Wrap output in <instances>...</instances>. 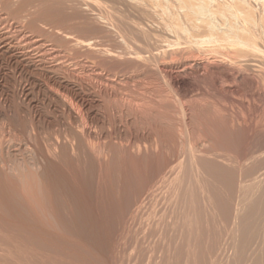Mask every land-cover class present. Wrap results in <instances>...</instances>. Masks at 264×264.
Here are the masks:
<instances>
[{
  "label": "bare ground",
  "instance_id": "bare-ground-1",
  "mask_svg": "<svg viewBox=\"0 0 264 264\" xmlns=\"http://www.w3.org/2000/svg\"><path fill=\"white\" fill-rule=\"evenodd\" d=\"M76 32L88 33L87 36L91 33L92 34L96 33V35L99 36L98 37L99 40H97L98 39L97 37H96L97 39H94L95 37L93 35L92 36L89 35L88 37L87 36L85 37V35H83V37H82V35L78 36ZM80 33H79V35H80ZM89 37H91V38H89ZM33 53L38 54L39 58L34 59V60L37 61L39 59L43 68L48 67L46 65H47V62L50 61V60L49 61L47 60L49 58L51 59V61L54 64H57L60 66L62 65L63 67L67 65V69L69 68V70H68L69 73L67 72L68 75L61 76V77H58L55 75L53 76V75H51V71L54 72V70H49V68H51V67L47 68L48 70H46L45 68L43 69L42 67H38V65H36L34 63L35 61H33V59H30L31 54H33ZM1 55H7L8 57L6 56V59L8 58L12 62H14L13 64L16 65V67H14V68L19 69L21 72L28 71L27 73L29 74V72H35V70L40 68L39 70L42 73L41 76H43V78H44V81H42V83H43V86L46 87V89H45L46 90V96L48 99H51V101L49 100L50 103L51 102L54 103L53 111H56V113L61 116V118H60L61 120L58 119L59 122L54 119L55 121H57V123L50 118H48V119L44 118L43 121L39 117H38L39 120H38V118L37 119L34 118L37 121L41 120L42 125H40L41 122L38 124L33 119L32 124H30L31 127L29 126L31 128V130L29 132V131H27V128H25L26 130L24 129L25 126H23V125H22V128H20L21 127L20 125H19L20 127L19 126L15 127L14 123L12 122L13 119L9 115V116H7V119L9 120V127H10V129H12V132L13 131L15 132V133L13 132V134H15V137H16V138L13 137L14 135L11 134V135H13V136H11L12 139H14V138H15L14 140H16V139H22L23 140L24 139V140H26V142L28 141V143H27L28 145L33 144V146L31 145V147L34 148L33 150H34V152H36L35 154L40 159V161H42V164L44 165L43 168L45 169V170L43 169L45 171L44 177H41L42 175L40 177L43 179L45 178V179L52 180V181H48L49 184L51 182L50 188H52V190L56 189L59 196L60 195L62 196V197H58L57 196L58 194H57V192H55L56 191L55 190L54 193H56L57 195L56 194H54V195H56L57 197H52L51 191L49 188L50 194L48 193L49 191H47L48 195H47V193H45L47 195V196L45 195L46 198L47 197L49 198V199L45 198V200H47L46 202L49 203L51 197L57 198V200L59 198H63L64 193L67 194V192H68L69 196H70L69 204H68V200L64 201V199L63 200L61 199V201L62 202L64 201V205L68 204L66 206L67 208H68V206L71 207L73 203L75 205H77V206H75L73 204L72 208L73 207L74 208L79 207L80 210L83 212V215L85 214L83 220H85V217H88V218H86L87 220H85V221L89 220L91 224L93 223L94 226L90 227L91 228L90 235L92 233L91 236L94 237V240L93 241L91 240L92 242H94V243L91 242V244L93 246V248L91 247V249H94V251H95L96 248H94V245H97L96 247L100 246L99 248H101L102 253L103 252L104 253L102 254L100 252V250L98 249L99 252L96 250L97 252H95V254H94V253H92L93 250L91 251V249L90 248L87 249V247L85 248V249H87L86 251L81 250V249H84L83 247L85 244L83 246H80L81 249L79 247H77L76 245L78 244V246H79L80 244L78 243L79 241L76 240L75 236H77L78 235L77 233H79V232H76L78 230L75 231L74 228H73L74 231L71 230L72 229L71 226H68L69 229L67 228V226L65 227V225H66L65 222L67 220L63 221V223L65 225L63 226L64 229L62 231L65 233L64 230L68 229V232L70 230L71 232L74 233L75 236L73 235V233L71 234V232L68 233L66 231L69 236L71 234V235H73L72 238L73 237L75 238V240L77 242V244L74 242V244H76L75 247H73L74 244L72 242L71 243L73 244V246L71 245V243L68 244V241H69L68 237H65V238H68L67 239L68 241H66L65 238L63 240L61 234L60 235H61L62 240L59 238L60 235L58 236V233H59L60 229L57 232V235H55V238L57 237L59 239L56 238V240H54V236L52 235L54 233V231H52L49 228V231L51 230L53 232L51 234V232L48 233L46 231L47 234H49V237H50L49 240L46 239L48 235L44 232L45 231L44 230L41 233H44L45 234L44 236H46V238L44 239L43 236L37 237V239H36L37 241H35L34 238H36V237H33V236H37L38 232H39V234H41L39 230L37 231L38 228L36 229L37 235H36V233H35V235L34 234L31 235V233H32L31 229H34V227L31 224L30 225L32 227H31V229L29 228V226H30L29 223H31V222H27V223L22 222V220H24V219L28 220L29 217L25 218L26 217L25 214L29 211H26V213L24 211L23 213H25V214L22 213L24 216V219L19 220V217L22 218L23 216H21L22 214L20 215L21 212H19L20 210H19V208H17L19 210L18 211L19 214L17 213L18 216H15L16 220H15V222L13 221L14 223L7 220V218L4 219L5 216L7 217V215H6L7 213L12 216L11 220L15 219V217L13 218V214H12V213L17 212V211H15L16 210L15 206H17V205L14 204V201H15L14 199H16L18 197L17 199L19 200L21 198L18 194L20 192H17V197H16L15 191H13L15 189L12 188L13 189L12 190L11 187H9L8 183H6V182H8L6 180H8V178L11 179V176L6 177V175H7L6 171L5 170H4L5 172L3 171V169L1 168V164H0V209H2V211L7 212V213H4L5 214L4 218H2L3 214L0 212V214H1L0 215V217H1L0 218V226L2 228L5 227L7 229L9 227L15 228V225H18L17 228H18V230H19V228L21 229L20 232L23 230L24 232L29 234V236L33 237V238L29 237L27 234H25L26 235V237L24 235L25 239H28L27 237H29L30 239H32V240L34 239L33 241H35V242H32V240H31V242L28 241V244H26V242L25 243L22 242V244H19V245L13 244V246H11V249L7 248L9 250V252H7V253L4 251L6 248H4L2 246L4 248V250L3 249L0 250V264H84V263H80L79 261H76V259L81 260V257L83 256V255H79L81 257L77 256L78 254H76V253H79L77 251V248L80 249L81 253L85 252L87 255H88L87 251H89V252L91 251L89 253V257H90V255L94 254L95 255L94 258H97L100 256V255L97 256L98 253H100L104 256V257L100 256V258L103 257L102 259H104V261H105V258H107V255H109V258H107V260L110 259V256L112 257V254L110 255V248H112L111 245L113 246V243L110 242L111 244H109V241H111L110 240V234H111V236H113L112 235L113 230L111 231V229L113 227L112 226H111L112 228L106 227L107 224H108V226L111 224L110 222L107 223L110 220L108 217L106 218V220L107 219H109V220H107V221L105 220V223H107L105 227H103V228L99 227L98 224H96V223H98V222L100 223V217L102 215H103L102 218H104V216H105V214L100 211V208L101 209L103 207L107 208V205L108 204L110 205V202H109L111 199L109 196L110 193L108 194L109 189L108 190L105 189L103 182H97L99 184L97 187H95L96 192L93 191L92 189L94 187L92 188V185L90 187L91 182L88 181L90 179V176L92 177V179L93 178L99 179L98 181H100V178L102 179L104 176L103 171H102L104 168H103L102 162H99V160H97L98 167H97V163H95V165H94L93 162L95 161V158H93V156H92V158L94 160L91 159V160H93V162L91 163L90 160H89V162L91 165L90 170L93 171V173H92V175L88 176V173H87L88 166L85 168L83 166V164L81 163L80 158L74 159L71 156V151H72V153H73V151H75L77 154H75V153H73V154L79 155L80 151H84V149L87 148L86 146H88L89 149L92 148V150H93V145H92V147H89V146H91L90 143H96L97 142V141L94 142V140L96 138L93 137V134H94L92 131L93 128L91 129L90 127H88L91 125L88 123V121H90V119H91V114L94 113L93 109H94L95 105H97L101 99H99V96L97 95V93L92 92V90L89 92H86V90H84L85 86L82 83V81L85 82L86 78L88 77L87 75L89 74V78L96 79L105 88V91H104L105 97L107 99H109L110 102H112V103L114 102L115 106H116V104L121 106V108H120V106H118L120 109L116 106L118 108L117 110H121L122 107L125 108V106H123V105L126 104V107H127L126 111H129V113L131 112V114L133 112L134 113L137 112L136 114H138V113L140 114L141 111H144L143 108L144 107L146 108V105L149 104V106H151L152 103H150V102H152L153 100L155 101V98L153 99L151 97L152 92L150 93L148 91V89H149L148 83H153V81H151V80H154L153 76L156 75L155 74L156 72H158V71L162 72V73L161 72H158V73L163 74L162 76H164V78H162V77L161 78L166 79L167 83H165V84L167 87L171 88V90H172L173 86H175V85L177 86L180 84L179 75L176 74L172 70L173 67H171L172 64H171L170 58H172L173 55L174 56L175 55L193 56V60H192V58H191V60L193 61V66H194V68H196V70L197 69H199V70L205 69L206 63L209 61L215 62L221 69H223L225 71L224 77H226V80H227V78L230 79L231 81H232V79H235V80L242 79L243 80V81L241 80L242 82L247 80L248 83L254 84V83L262 82L264 84V0H0V57H1ZM196 57H199L200 59H203V60L200 61L198 59H194ZM2 58H5V56ZM204 60H206V61H204ZM181 61H183V60H181ZM40 62H38V63H40ZM187 64H189V63L187 62ZM191 64H192V62H191ZM185 65H184V67H185ZM209 65H210V63H209ZM217 65L215 66L216 68H218ZM207 67H208V63H207ZM62 68H61V70H62ZM56 69L60 70V67L56 66L55 72H56ZM31 70H34V71H31ZM64 70L66 71V68ZM64 70H62V74L64 73ZM196 70H195V72H196ZM223 70H220V71H223ZM84 71H88L89 73L87 72L88 73L87 74ZM184 71H186V69ZM83 73L87 74L86 77H85V74H83ZM182 73H183V71H182ZM30 74H32V73H30ZM30 74H29V76H31ZM34 75H36V74H34ZM34 75H32V76H34ZM57 75H58V73H57ZM89 78L87 79L88 81H89ZM235 80H233V81H235ZM241 81L239 80L237 83H240ZM15 82H16V80H15ZM234 83H236V82H234ZM156 84L157 83H155L154 85H156ZM40 85H42V84H40ZM142 85L143 86L145 85L144 89H146V90H144V91L140 90ZM240 85H242V83ZM99 86H101V85H99ZM102 88H100V89H102ZM235 88H239V87H235ZM235 90H237V89H235ZM235 90H233V91H235ZM241 91H243V90H241ZM97 92H98V94H99V92L102 93V91H98V90H97ZM158 92H159V90H158ZM222 92H224V91H222ZM22 93H24V95H26V96H28V94H29L28 91L25 89L22 91ZM226 93H227V90H226ZM165 94H166V92H165ZM225 95L226 94H223L222 96L224 97ZM263 95H264V93H263ZM103 96H104V93H103ZM103 96H101V97H103ZM166 96H167V94H166ZM161 97H164V96H161ZM226 97H228V96L226 95L225 99H226ZM13 98H15V97H13ZM180 99H181V97H180ZM158 100L160 101L161 99H158ZM105 101H106V99H105ZM157 101H156V103H157ZM159 101H158V103H159ZM169 101H171V100H169ZM172 101H173V99H172ZM163 102H161V103H163ZM174 104H176V103H174ZM113 105L114 104H112L110 106H113ZM153 105L151 106L152 108H153ZM151 107H148V108H151ZM154 107H157V105ZM173 107H174V105H173ZM154 109H156V108H154ZM163 109H162V111H163ZM146 110H147V108H146ZM167 110H169V109H167ZM238 111H240V110H238ZM123 112H125V111H123ZM146 112H145V115H147ZM159 112H157V113L159 114ZM166 112H165V114H166ZM203 112H204V110H203ZM142 113H144V112H142ZM238 113L240 116V112H238ZM122 114H124V113H122ZM122 114H119V115L121 116ZM167 114L169 115L170 113L167 112ZM182 114H184V113H182ZM16 115H18V114H16ZM36 115H34V116H36ZM53 115H55V114H53ZM96 115H98V113ZM159 115H161V113ZM215 115L216 114L214 113V116ZM250 115H252V113ZM120 116H119V118H120ZM151 116H152V114H151ZM163 116H162V118H163ZM93 117L97 118L96 116H93ZM109 117H111V115ZM109 117H108V119H109ZM127 117H128V115H127ZM241 117H243V116H241ZM251 117L249 116V119ZM67 118H68L69 122L66 121ZM182 118H183V116H182ZM56 119H57V117H56ZM156 119L157 118H155V120ZM159 119H161V116ZM183 119H185V118H183ZM245 120H243V122ZM250 120H252V118ZM250 120H249V123H250ZM205 121H206V119H205ZM162 122H164V121L162 120ZM17 123H18V121H17ZM249 123H248V125H249ZM69 124H70V126H69ZM184 124H185V122H184ZM59 125L61 128L66 127L68 129V131L63 130V131L67 132V133L64 132L66 135L69 132V134L67 136H65L62 133L63 131L60 133V130L57 129V126H59ZM137 125H138V123H137ZM201 125H202V123H201ZM235 125L237 126L236 121H235ZM254 125H259V126H257V128L258 127L260 128V129L255 128L254 131L257 129V131L260 130V131L264 132V123L260 124V121H259V124H254ZM239 126H240V124H239ZM244 126H245V123H244ZM213 127H215V126H213ZM53 128L55 129V131L57 129V131L55 133H53L54 131L53 132L51 131V130H53ZM192 128H194V127H192ZM227 128H228V125H227ZM227 128H225V129H227ZM240 128H237V129L240 130ZM249 128L252 130V128H254V127L249 126ZM152 129H153V127H152ZM187 129H188V127H186L185 132H183V135H182L184 138L188 139V140L184 139L186 141L185 143L187 144V146L185 145L187 147V148L185 147L186 148V150H185V152H186L185 158L186 159L185 160L190 159L191 163L188 162L189 160L186 161L187 163L191 164L192 168L191 167H189V168H191V171L196 170V172L194 173L195 176L193 174L194 179L191 178V180L196 179L197 185L195 186L193 184L195 187L192 188V186L190 184L188 185L187 183L186 184L183 183L184 182L183 179L185 177L180 178L181 180L179 183L176 181V178H175V180H173V181H176L178 183L177 184L178 187H176L173 184V186H174L173 188L175 189L174 190L175 193L172 191L173 194H171L172 192H171V190L170 191L167 190L168 189L167 186H166L167 187L166 190L170 193H168L166 190H164V192H167L168 194L172 195L171 201L176 202L175 204L178 203L179 205L180 204H182V205H180V206L176 205V206H178V210H176L177 213L174 217L173 214L169 213L170 212L169 210L167 212L166 209L168 208L171 210V212L175 213V209L177 207H175V204H174L173 208H171V204H170L168 207H165L166 209L163 208L164 207L163 204L166 201V200H164V198H165V195H164L163 203H162V201L160 202V203H162V206H161L162 209H161V211H159L160 212L159 215H164V214L169 213L171 216L169 217V215H168L169 218L166 220H169V221H166L164 219L166 223H163L164 222V220H163L162 224H164V227H165V224H167L169 222L167 224L168 227L166 225L167 228H170V229H167L168 234H170L169 233L170 231H174V233H176L175 230L180 229L181 231L179 230L177 233H179V232H181V233L180 234L176 233L177 234L176 237H178L179 235H180V237L182 236L181 240L183 239V241H182V245L180 248L178 246L179 245L178 241H175L173 238H170V241H169L166 238V240H168L169 242L167 244L164 241L165 242L164 244H166L167 248L164 247V250L162 249L163 251H165V250L166 251L163 253V254H165L164 256H163V254H161V256L159 255L161 257V260L163 257L165 259L166 255H168L169 258L174 256L173 255L174 253H172V255L170 257V253L173 250L177 251V250H179L178 248H180V249L185 248L186 253L184 252L185 254H183V258H182V256H181V258H182V260H185L186 263L188 261L190 262V260H194L193 261V264H194V262L196 263L197 259L199 261L203 259L200 264H264V143H260L259 147L256 148V150L254 152H252L253 154L250 155V158H245V159L243 158L244 160L241 163L240 162L238 163L236 161L239 165V168H238L239 170H238V175H237L238 180L237 179L233 180L229 176L227 178H229V179L231 178L233 181L231 179H230L231 181H229V179H228L229 182L226 180V182H228L226 185L224 183L223 179H221L220 181L223 182V185L221 184L222 185L221 186L220 184H218V186H220V188L218 189L217 188L218 186H214V184L212 182L216 178L220 179L218 177L221 176L222 174H225L226 172H228V173L232 172L230 169H232L233 164H231V165L227 164L228 161L231 163V159L225 157L222 154L219 155V152H218L219 156L217 157V159H213L210 156V154L204 155L202 152H200L202 149H200L198 151L197 148H193L192 143L190 142L192 137H189L192 134L188 135L190 133H187L189 131V130L187 131ZM232 130H234V129H232ZM48 131L52 132L53 141L51 140L52 141L51 145H49V146L47 145V147H46L44 142H46L47 139L44 141V139L46 137H43V135L45 133H47ZM94 131H97V130H94ZM254 131H253V133H254ZM26 132H29V133L27 134ZM244 132L246 133V131H244ZM171 133H172V131H171ZM193 133H194V131H193ZM236 134H237V132H236ZM95 135H97L96 132H95ZM171 135L172 134L169 133L168 136H171ZM224 135H226V134H224ZM52 136H51V138H52ZM1 137H2V135H1ZM68 137H71V138L69 139ZM158 137H159V135H158ZM142 138H143V136H142ZM150 138L151 137H149V139H148V137H146L147 140H145L143 138L144 144L141 143L142 142L141 139H138V138H134L133 140L131 139L132 143L130 146V150L134 151V156H133V158L131 156V158L133 159V163L138 165V167L142 163L141 158L143 156H140V155L144 151L145 152L149 151V153H150V150L154 151V149L156 148V146L153 144V142L151 141ZM232 138H233V136H232ZM255 138H256V135H255ZM164 139L167 140V137ZM169 139L173 140L172 138H169ZM2 140L0 142L3 143ZM5 140H7L6 137H5ZM144 140H145V142H144ZM19 141H21V140H19ZM8 142H9V140H8ZM228 142H229V140H228ZM263 142H264V140H263ZM121 143L123 144V142H121ZM166 143L168 144V142H166ZM228 144H230V143H228ZM232 144L233 143L231 142V145ZM2 146L0 143V163H3L2 167H5L4 165H7V161L9 162L10 159L9 160L6 159L5 156L3 155L4 151L2 150L3 149ZM169 146L170 145H168L166 149H168ZM202 147L204 149V146H202ZM160 148H161V146H160ZM209 148H207V149H209ZM228 148H229V146H228ZM109 151H110V149H109ZM18 152H19V150H18ZM78 152H79V154H78ZM161 152H162V150H161ZM161 152H160V154H161ZM169 152L171 153L170 149H169ZM94 153H95V151H94ZM152 153H155V152H152ZM230 153H232V152H230ZM236 154H238V153H236ZM183 155H184V153H183ZM187 155L189 156L188 158L186 157ZM245 155H246V153H245ZM8 156L9 155H7V157ZM95 156H97V154H95ZM104 156H105V154H104ZM246 156H244V157H246ZM248 156H249V154H248ZM78 157H80V155ZM173 157H174V155H173ZM9 158H10V156H9ZM38 158H37V160H38ZM240 158H241V156H240ZM24 159H26V158H24ZM99 159L101 160V157ZM237 160H240V159L238 158ZM104 161H106V160H104ZM249 161H250V164H248ZM105 163L107 164V162H105ZM165 163L167 166V170L169 169V171L167 172V170L161 169L162 170V171H160L161 173L160 172H158V173L163 174L164 176L163 175H161V176L164 177V179H166L165 177H168L169 179H171L170 177H171L173 171H175V169H177L178 167L173 170V167H172L170 160H167ZM182 163H183V161H182ZM182 163L180 162L181 165H179V163H178V165H179L178 169H180V166H182ZM13 164H14V162H13ZM108 165H109V163H108ZM121 165H123L122 166L123 169L121 168L123 171H120L122 173V176L121 175L120 176L122 177V179L125 180L128 178V173H127L128 167L126 166V163L124 161L122 162ZM121 165H120V167H121ZM127 165H129V164H127ZM143 165H144V163H143ZM184 165H186V163L183 164V167L181 169L184 168ZM226 165L229 166L228 168H230L229 169L230 171L225 170V169H227ZM149 166H150V163H149ZM221 166L223 167V169L226 166V168L224 169L225 173L223 172L224 170L223 171L221 170L222 169ZM112 167H113V165H112ZM178 169H177V171H178ZM12 170H13V168H12ZM94 170H95V172H97V176L95 175ZM153 170H154V168H153ZM183 170H185V168ZM164 171H166V173H162ZM233 171H236V170H234V168H233ZM8 173H9V170H8ZM105 173H107V172H105ZM248 173L252 177L251 178L249 176V178H251L250 180H247ZM136 174H137V176H139V173H136ZM145 174H147V173H145ZM160 174L158 175L159 176L158 179L160 178ZM174 174L175 175H172L173 178L175 176L178 177L176 175L177 172ZM181 174H182V172H181ZM186 174H187V176L185 179L187 180V177H189L190 174L188 175V172ZM207 174H210L211 178L213 177L214 179H210V177L209 178L206 177L205 175H207ZM39 175H40V173H39ZM108 176L111 177L110 175H108ZM149 176H153V175H149ZM183 176H185V175H182V177ZM201 176H204L203 177L204 181H202ZM24 177H27V176H24ZM162 177H161V179H162ZM138 178H141V177H138ZM146 178L148 179L149 177L147 176ZM168 178L166 179L167 181L169 180ZM151 179H153V178H151ZM206 179L207 180L209 179V180L207 181ZM109 180H110V178H109ZM138 180L139 179H137V181ZM191 180H189V181H191ZM210 180H212V181H210ZM46 181L43 180V182H46ZM137 181H136V183H137ZM155 181H157V180H155ZM216 181H219V180H215L214 182H216ZM24 182H25V179H24ZM43 182H41V184H43ZM208 182H211V183H208ZM93 183L95 184V182H93ZM109 183H111V182H109ZM145 183L146 182L143 183V181H142V185L144 184V188L142 191H139V193H141V192L142 193L144 192L143 194L148 193V191L145 192L146 189L149 190V193H150V189H149L150 186L148 184H146V187H145ZM157 183H159V184L158 185L156 184L155 186L158 187L157 188V190H158L160 188V186L162 185V183H161V185H160V182H157ZM9 184L11 185L10 181H9ZM49 184H47L46 186H48ZM209 184H211V185L209 186ZM224 184L228 187V189L226 187H224ZM13 185H12V187H13ZM44 185L45 184H43V186ZM147 185L149 186V188L147 187ZM150 185L152 186L151 189L152 188L156 189V187H153L154 185H152L151 183H150ZM169 185H172V183ZM212 185L215 188H217L219 191H220V189H222V187L226 188L223 191L225 192L224 195H227V196H224V197L221 196V194L223 193L222 191L216 192L217 190L216 191H213V189L211 190V188H213V187H211ZM36 186H38V185H36ZM39 186L41 188H43L42 185H39ZM163 186H161V190H162ZM48 187H44V188L47 190ZM44 188L41 189V191L42 190L44 191ZM95 188H94V190H95ZM115 188L117 189L118 187H115ZM173 188L171 186L170 189L173 190ZM21 190L23 191V189H21ZM36 190H38V189L36 188ZM39 190H40V188H39ZM46 190H45V192H46ZM157 190H155V191L157 192ZM43 191L41 193H43ZM59 191L63 192V195H62V193L60 194ZM110 191H112V190L110 189ZM13 192H14V194H13ZM29 192H30V194L27 193V195L28 194L31 195V191H29ZM120 192L121 191H119V193ZM162 192H163V190H162ZM162 192H160V193H162ZM41 193H39L40 196H41ZM117 193H118V191L116 192V194ZM142 193H141L142 199H140L141 197L140 198L138 197L139 198L138 201L144 199ZM157 193H159V192H157ZM167 193H166V195H167ZM219 193H221V194H219ZM23 195L25 196L26 194L22 193V196ZM37 195L38 194H36V196ZM113 195H115V194H113ZM146 195H144L145 196L144 200H147L149 198L148 194H146ZM162 195H163V193H162ZM162 195L160 194V196H162ZM65 196H67V195H65ZM158 196H159V194H158ZM198 196H202L203 200H200V203H201V201H203V203H201V204L199 203ZM42 197H43V195H42ZM121 197H123V196H121ZM146 197H148V198L146 199ZM152 197L153 196L151 195L150 198H152ZM156 197L157 196L153 197L152 199H154ZM166 197L169 198L168 202L170 203L171 202L170 201V195H167ZM65 198L67 199L69 197L67 196ZM150 198L147 201H144V202H147V203H145V206L143 205V203L141 201V203H142L141 206H144V207H142L143 212L145 210V207L146 208L148 207V206H146V204L150 203L149 202ZM167 198H165V199H167ZM17 199H16V201H17ZM31 199H32V197H31ZM34 199H35V197H33V200ZM43 199H40V203L42 201H44ZM126 199L128 201V198H126ZM157 199H158V197H157ZM157 199H155V200H157ZM33 200H31V201H33ZM38 200H39V196L37 197V202L39 203ZM155 200L151 201V206H149V208L150 207L152 208V206L154 208L153 202ZM31 201L29 200L30 204H31ZM51 201H52V199H51ZM61 201L59 200V202H61ZM116 201H119V200H116ZM158 201H160V200H158ZM129 202H131L130 199H129ZM168 202H166L165 204L166 205L169 204ZM22 203L23 202H21V204ZM38 203L36 205L39 206L40 203L39 204ZM52 203H53V205H55V203L58 204V202H56V201H54ZM137 203H138L137 206H135L134 208L137 207V209H138V205L140 202H137ZM156 203L159 204V202L155 201V204ZM26 204H27V202H26ZM26 204L23 203V205H25L27 207ZM131 204H133V203H131ZM135 204L136 203H134L133 205H135ZM158 204H157L156 208L160 206V205L158 206ZM53 205H51L50 207L47 206V209H48V211L50 210V208H51V210H55V209H53V207L54 208L56 207V211H53V212L58 213V215H57L58 219L62 218L61 220H58V223L60 224L59 227H60L63 225L61 222L63 220V216H62V214H60L61 208L59 209V212H57V209L59 208L60 205L59 204H58V206H56V205L53 206ZM64 205H61V206H64ZM13 208H14V210H13ZM36 208L37 207H35L32 210L36 211L37 210ZM42 208H43V206H42ZM62 208H64V207H62ZM74 208H73V210H74ZM111 208L109 210H111ZM202 208H203V211H202ZM20 209L22 210L21 207H20ZM27 209H31V208H27ZM47 209H44L45 212H47ZM159 209H160V207H159ZM159 209L157 208L156 210H159ZM164 209L166 210L165 213H164V211H165ZM173 209H174V211H172ZM205 209H206L205 212L207 213V210H208V212L210 213L209 215H211L213 217V218L210 217L212 219V222H213L214 218L218 219V217H219V219L215 220V222L217 221L216 223L217 224L220 223L221 226L217 227L213 224L214 225L213 227L219 228V230H218L219 233H217L218 231L215 232L214 228H212V230L214 229L213 231L215 233L212 231L208 232L206 230V228L211 230L210 227H208V221L205 219V221H207L206 225H205L204 224L205 221H203V219L200 220L204 216V214H206V213H204L203 215H201ZM23 210H26V208H23ZM51 210H50V212H52ZM69 210L70 209L68 208V211ZM109 210L105 209L106 212H108ZM152 210H154V209H152ZM162 210H163V212H162ZM42 211H43V209H42ZM71 211H69V212L71 213ZM76 211H75L76 213L80 212L79 209H77ZM115 211H116V209H115ZM136 211L137 210H135V212ZM145 211L150 212V210H147V209ZM45 212H43V215L45 214ZM82 212H80L81 215H82ZM109 212H112V210ZM137 212L139 213V211H137ZM143 212H142V215H143ZM154 212L152 211V214L155 215L157 213L155 215L156 217H154L152 215H151V217L156 218V220H157L159 217L158 211L156 213H154ZM161 212L163 214H161ZM55 213H54V216H56ZM76 213H74L75 216L80 214V213H78V214H76ZM211 213L218 214V217H215V215L213 216ZM29 214H30V212H29ZM29 214H27V216H29ZM34 214H37V216H38V214H40V213L38 211L37 213L34 212ZM59 214L61 215V218H60ZM150 214H151V212L149 213V215ZM46 215H47V213H46ZM46 215L44 217H46ZM49 215H52V214H49ZM146 215H145V220H142V222L146 221V218L148 217V216L146 217ZM11 216H10V218H11ZM70 216H72V215H70ZM80 216H77V219H78V217L80 218ZM164 216H167V215H164ZM40 217H41V215H40ZM44 217H43V219H44ZM51 217L48 216L47 219L49 220V218H51ZM151 217H149V219L147 218L148 221L151 220V222L149 221L150 225H149V223L147 224L148 221H146V223L143 222L142 224H145L144 228H146L148 226L150 232L152 231L151 228H153V231L151 232V235L152 234L154 235V236H152L153 239L151 237H149V238H150V240L152 239L153 241H155V237L157 236V232L155 233L154 229L160 228L161 224L159 226L157 224V221H156V223H155V224H157V228H156V226H154L155 221L152 222V219H150ZM204 217H206V216H204ZM8 218H9V216H8ZM33 218H34V216H33ZM55 218H57V217H55ZM140 218H137V219L135 218V219L140 220ZM143 218L144 217H142V219ZM170 218L172 219L171 221H170ZM207 218H208V216H207ZM36 219H37V217H36ZM36 219L33 220L32 222L36 221ZM38 219H39V216H38ZM126 219H125V221H126ZM162 219L163 218H161V220H159L160 223H161ZM30 220H32V217ZM153 220H155V219H153ZM39 221H41V220L39 219ZM39 221H37L39 224L36 222L33 224L35 226H37V225L40 226L41 222L42 223L44 222V221H41V222H39ZM74 221H75V218H74ZM119 221H120V219H119ZM133 221H134V219H133ZM159 221H158V223H159ZM180 221H182V222L180 223ZM18 222H20V223L22 222L23 224L27 225V227L31 231L27 228H24L25 225L24 226H23V224L20 225ZM51 222H54V221L52 220ZM81 223H82L81 225L84 227L85 222L82 221ZM11 224L12 225L15 224V225H13V227H11L12 226ZM46 224H48V223H46ZM67 224H68V222H67ZM121 224L122 223H120V225ZM52 225L53 224L51 223L50 226H52ZM56 225H53L51 228H53ZM134 225H136L135 222H134ZM151 225H153L155 228L153 226L151 227ZM22 226L25 230L22 228ZM131 226H133V225H131ZM140 226H142V225H140ZM42 227L40 229H43ZM70 227H71V229H70ZM81 227H80L79 231L82 229L81 233L85 232L86 229L84 230V228H87V227L86 226L84 228L83 227L81 228ZM134 227H136V226H134ZM54 228H53V230H55ZM142 228H143V226H142ZM142 228L141 229L139 228V230L137 231V234H140V235H138L140 237H137L138 239L139 238L141 239V235H142V237L144 236L143 231H146L144 234L147 233V230H146L147 228L145 230ZM222 228H224V230H222ZM16 229H15V232H16ZM44 229H47V228L44 227ZM118 229H119V227H118ZM160 229H158V230H160ZM1 230L3 231V229H1ZM117 230L115 232H117ZM120 230H121V228H120ZM141 230H143V231H141ZM158 230H156V231H158ZM168 230H169V232H168ZM89 231L90 230L88 229V232ZM139 231H141V232H139ZM163 231H165V230L163 229ZM29 232H31V233H29ZM88 232H87L88 236L85 235L86 233L85 234L82 233L83 236L81 235V233H79V238H80V236H82V238H80V239H83V237H84V239L86 240L87 239L86 237L89 238V236H90L88 234ZM150 232H148V234H146V237L144 238L145 240L148 238V235H150L149 234ZM205 232H206L205 238L208 235L206 238L208 240H206L204 238ZM223 232H225V234ZM64 233H62V234H64ZM160 233H161V230H160V232L158 231V235ZM174 233H172L173 236H174ZM21 234H24V233H21ZM50 234L53 236V238H52L54 240L53 242H55L57 240L60 241L61 243H62V241H64V242L66 241L69 246L68 247L67 246H61L60 245L61 243L58 241H57V243H59L60 246L57 245L56 243H51L52 245L49 246L50 242H52V241H50V239L52 237V236H50ZM41 235H43V234H41ZM14 236H15V234H14ZM91 236H90V238H91ZM10 237H12V235ZM134 237H135V235H134ZM21 238H23V236ZM79 238H78V240H80ZM203 238L206 240L205 241L206 243H207V241L209 242L211 240L212 241V242L210 241L211 245L210 246H209V244L204 245L203 241H200ZM11 239H14V238H11ZM25 239H23V240H25ZM38 239H41V240L38 241ZM138 239H136V240H138ZM140 239H139V241H140ZM42 240L43 241L47 240L49 242L46 241L48 243V244H46V242L43 243ZM75 240L73 239V241H75ZM85 240L84 241L81 240L82 242L80 241V243H84ZM123 240H126V239H123ZM150 240H149V243L152 241V240L151 241ZM157 240L159 241L160 239H156V242H153L155 244H152V242H151V244L148 243V245H146V246L143 245V246L148 248V246H150V247H152L154 245L158 246L159 243H163L162 239L160 240V242H158ZM163 240H165V238H163ZM70 241H71V239H70ZM88 241L90 242V240L87 239V242ZM29 242L32 244L34 243V245L29 244ZM38 242L40 245L38 244ZM138 242H137V244H138ZM141 242L144 243L143 241H140L139 242L140 245H141ZM147 242L148 241L146 240L145 243L147 244ZM156 243H157V245H156ZM199 243L202 244L203 246H207V248H208L207 250L205 249L207 251V252L205 251V254H204V250H203L202 254L205 257L202 256L203 257L202 259H200L201 256H198L199 258L197 257V254H198L197 249L201 248ZM41 244H44V245H41ZM53 244H56L55 250L60 247L59 249L62 252V254H60L61 253L60 251H56L55 255H57L59 253V256H63L64 255L63 252H65L63 250H66V252L69 253L71 248L73 247L76 250H73V248H72L71 253H70L71 255L69 254V256H72V254H74V251H75V255H76L75 258L71 257V259L73 258L72 261L68 260L65 257L68 255V253H66V252H65V256H64L66 260H64V257L58 258L59 257L58 255L56 257L53 253V251H54V247H52V246H54ZM117 244H119V243H117ZM123 244H124V242H123ZM164 244L162 246H164ZM198 244H199V246H198ZM65 245H66V243H65ZM70 245L72 246L71 248H70ZM88 245H90V244H88ZM114 245H115V243H114ZM56 246H59V247H56ZM125 246H124V248H125ZM6 247H8V246H6ZM64 247L65 248L67 247L69 249L68 250L64 249ZM145 247H143V248H145ZM49 248H51V249L53 248V250L50 249V251H49ZM136 248H138V246H136ZM146 248L144 249V251L147 253ZM149 248H148V250H150ZM140 249L142 250V247ZM151 249L153 251L151 250L152 252L149 251V253H151L153 255V252L155 251L154 247ZM155 249H156V247H155ZM108 250H109V254H107ZM158 250H156V251L159 252ZM47 251H49L50 253H53V255ZM156 251H155L154 256L157 255ZM113 252H115V251H113ZM130 252H132V251L130 250ZM135 252H138V251H135ZM85 253H84V255H85ZM111 253H112V251H111ZM149 253H147V254L149 255ZM178 253L175 252V254L179 255ZM143 254H144V252L142 250V255ZM148 255H143V256H147L145 258H143V256H141L142 257L141 259H143V260L138 261V263H140L142 261L146 262V260H149L150 257H152V256L149 255V257H148ZM69 256H67V257L69 258ZM126 256H128V253L126 254ZM133 256H135V255H133ZM77 257H79V258H77ZM82 258H84V257H82ZM90 258H88L89 264H92L94 260L93 261L91 260L92 261V263H91ZM181 258H179L180 259L179 261H181ZM97 259H99V258H97ZM97 259H96V261H100V262H98L99 264H101V262L104 263L102 259H99V260H97ZM152 259H154V258L152 257ZM173 259H176V258L173 257ZM173 259H170V261H172ZM176 260L178 261V259H176ZM149 261H147L146 263L148 264ZM154 261L155 262H153L151 260L150 261L151 264H152V262H153V264L157 263L156 259H154ZM165 261H163V262H165ZM73 262H75V263H73ZM163 262H162V264H163ZM106 263L108 264V262H106ZM146 263H144V264H146ZM174 263H175V261H174ZM177 263L178 262H176V264ZM181 263H182V261H181ZM186 263H182V264H186ZM87 264H88V261H87ZM95 264H97V262ZM178 264H180V262Z\"/></svg>",
  "mask_w": 264,
  "mask_h": 264
},
{
  "label": "rangeland",
  "instance_id": "rangeland-1",
  "mask_svg": "<svg viewBox=\"0 0 264 264\" xmlns=\"http://www.w3.org/2000/svg\"><path fill=\"white\" fill-rule=\"evenodd\" d=\"M77 33V35L78 36H81L82 35V37H83V35H85V37L87 36V34L88 33H80V35H79V33L78 32H76ZM75 33V34H76ZM95 35H96V33H94ZM94 34H89V35H93L95 38L94 39H97L99 36L98 35H94ZM88 35V36H89ZM87 36V37H88ZM97 37V38H96ZM89 38H91V37H89ZM97 40H99V38L97 39ZM36 55V56H35ZM5 56V58H2V57H4ZM6 56L7 55H1V57H0V137H1V135H2V137L0 138L2 141H3V143L2 142H0L1 143V146L3 147V155L5 156V158L6 159H10L9 160V162L7 161V165H4L5 167H2L3 166V163H0L1 164V168L3 169V171L5 170L6 171V177H8V176H11V179L10 178H8V180H6V181H8V182H6V183H8V185H9V187H11V189L13 188V189H15V190H13V191H15V194H16V197H17V192H20V193H18L19 194V196H20V198L21 199H17V201H16V199H14L15 201H14V204L15 205H17V206H15V208H16V210L15 211H17V212H15V213H12L13 214V218L15 217V216H18V214H19V212H21L20 213V215L25 211V213H26V211H29L30 212V214H29V212H27L26 214L25 213H23V214H25V218H27V217H29L28 218V220H25L24 219V216H23V214L21 215V216H23L22 218L21 217H19V220H21V219H24V220H22V222L23 223H27V222H31V223H29V225L31 224L33 227H34V229H31V225L29 226V228L32 230V233L31 232H29V233H31V235L32 234H34L35 235V233H36V229H37V231L39 230L40 231V233L41 232H43L44 230V232L47 234V232L48 233H50L51 232V234L53 233L52 231H54V233L52 234L53 236H54V240H56V238H55V235H57V232L59 231V229H60V231H59V233H58V236L61 234L62 235V239L64 240V238L65 237H68L69 238V241L67 240L68 238H65V240L66 241H68V244H70L71 242L74 244V242L77 244V242H76V240L77 241H79L78 243L80 244L79 246H78V244L76 245V244H74V246H73V244L71 243V245L73 246V247H75V245L77 246V247H79L80 249H81V247L80 246H83L84 244V249H81V250H83V251H86L87 249H91V247L93 248V246H92V244H91V242L94 240V237H92L91 235H92V233H91V235H90V232H91V228L90 227H92V226H94L93 225V223L91 224L90 223V221L88 222V221H85V220H87L86 218H88V217H85V220H83L84 219V215H83V212L80 210V208L79 207H73L74 208V210H73V208H72V206H73V204H72V206L71 207H69L68 206V208L70 209L69 211H71V213L68 211V208L66 207L68 204H69V199H70V196H69V193L67 192V194H65L64 193V195H63V192H61V191H59V193L61 194L62 193V195H63V198H59L58 200H57V198H52V197H62L61 195L59 196V194H58V192H57V190L56 189H53L52 190V188H50L51 187V182H50V184H49V182L48 181H52V180H49V179H43V178H41V177H44V173H45V169L43 168V164H42V161H40V159L37 157V155L35 154L36 152H34V148L33 147H31V145L33 146V144H31V145H28L27 143H28V141L26 142V140H22V139H16V140H14L16 137H15V134H13V132H12V129H10V127H9V120L7 119V116H9L10 115V117L13 119L12 120V122L14 123V126L15 127H17V126H19L20 128H22V125L23 126H25L24 127V129L25 128H27V131H29L30 132V130H31V126H30V124H32V122H33V119L34 118H40L42 121H43V119L44 118H46V119H48V118H50V119H52V120H57L58 122H59V120H61L60 118H61V116L60 115H58L57 113H56V111H53V107H54V103H50V101H51V99H48L47 98V96H46V87L45 86H43V83H42V81H44V78H43V76H41V72H40V68H38L37 70H35V72H29V74L30 73H32V74H30L31 76L32 75H34V74H36V75H34V76H29V74L27 73L28 71H24V72H21L19 69H17V68H14V67H16V65L15 64H13L14 62H12L10 59H6ZM30 56V55H29ZM33 56V57H32ZM38 56V54H35V53H33V54H31V58L30 59H33V61H35L34 63L36 64V65H38V67H42L43 68V66L41 65V62L39 61V59L36 61V60H34V59H37V58H39V56ZM190 56V55H189ZM188 55H173V57L172 58H170V61H171V67H173L172 68V70L176 73V74H178L179 75V80H180V84L179 85H175V86H173V88H172V90H171V88H169V87H167L166 86V84L165 83H167L166 82V79H162V78H164V76H162L163 74H161L162 72L161 71H158V72H161V73H158V72H156L155 74L156 75H154L153 76V79L154 80H151V81H153V83H148V91L152 94L151 95V97L154 99L155 98V101L153 100L152 102H150V103H152V105H153V108L151 107V106H149V104L148 105H146V108H147V110L149 111H147L146 110V108L144 107L143 108V110L144 111H141L140 112V114L138 113V114H136V113H132L131 114V112L129 113V111H126V104L125 105H123V106H125V108L124 107H122V109L121 110H117L119 107L118 106H120V105H117L116 104V106L118 107H116L115 106V103L113 102H110V100L109 99H107L106 97H105V88L102 86V84H100L96 79H93V78H89V72L88 71H84V72H88L87 74H85V73H83V74H85V77H86V75L88 76L87 78H86V81L85 82H83L82 81V83L84 84V90H86V92H89V91H91L92 90V92H96L97 93V95L99 96V99H101L100 100V102H98V104L97 105H95V107H94V109H93V112L95 113H93V114H91V119H90V121H88V123L89 124H91L90 126H88V127H90L91 129L93 128L94 130H97V131H94L93 129H92V131H93V137H95L96 139L94 140V142H96V143H90L91 144V146H89V147H92V145H93V150H92V148H88V146H86L87 148H85L84 149V151H80V154H79V152H78V154L80 155V157H78L79 155H75V154H77L75 151H73V153H75V154H73L72 153V151H71V156L74 158V159H79L80 158V161H81V163L83 164V166L86 168L87 166H88V168H87V173H88V176L89 175H92V173H93V171H91L90 170V168H91V165H90V162L92 163L93 162V158H95V161L93 162L94 163V165H95V163H97V160H99V162H102V165H103V178L101 179L100 178V181H98L99 179H92V177L90 176V179L88 180L89 182H91L90 183V187H91V185H92V188L94 187H97L98 186V184L99 183H97V182H103L104 183V186H105V189L106 190H108V194H109V196H110V205L108 204L107 205V208L106 207H103L102 209L100 208V211L102 212V213H104L105 214V216H104V218H102V216L100 217V223L98 222V223H96V224H98V226L99 227H105L106 226V224L107 223H111L109 226H108V224H107V226L106 227H110V228H112L111 229V231L113 230V236H111V234H110V240L111 241H109V244H111L110 242H112L113 243V246L111 245V247L112 248H110V255L112 254V257L110 256V259L109 260H107V258H109V255H107V258H105V261H104V259H102L104 256L102 255L103 253H102V249L101 248H99L100 246H98V247H96L97 245H94V248H96L95 249V251H94V249H91V251H92V253H94L95 254V252H99V250H100V252L102 253V254H100V253H98V255L97 256H103L102 258H100V256L99 257H97V258H99V259H102L103 260V262L105 263V264H107L106 262H108V264H144V263H146L147 261H153V262H155L154 261V259H156V261H157V263L156 264H162V262L163 261H165V262H163V264H176V262H180V264H182V263H186L185 262V260H182V258H183V254H185L186 252V250H185V248H182V249H180L181 248V245H182V241H183V239L181 240V238H182V236L180 237V235L178 236V237H176V235L177 234H180L181 232H179V233H177L180 229H177V230H175V232L177 233H174V231H170L169 232V230H168V232L170 233V234H168L167 233V229H170V228H167L168 227V223L167 224H165V227H166V225H167V227L165 228L164 227V224H162V222H163V220L165 219H168L171 215L169 214V213H171V214H173V216L175 217V215H176V213H177V211L176 210H178V206H176V205H179L178 203L177 204H175L176 202H173V201H171V194H173V192L175 193V189L173 188L174 186H173V184L176 186V187H178V183L180 182V178H186V176H187V172H188V175H189V177H187V180L184 178L183 179V183H187L188 185L190 184L191 186H192V188H194L197 184V182H196V179L195 180H193L194 178H193V174L196 172V170H194V171H191V164H189V163H191L190 162V159H187V160H189L188 162L189 163H187L186 161L187 160H185L186 158H185V154H186V152H185V150H186V146H187V144L185 143L186 141L184 140V139H186V138H184L182 135H183V132H185V129H186V127H188V129H187V133H190V134H188V135H191V136H189V137H192L191 138V140H190V142L192 143V146H193V148H197V150L199 151L200 149H202L200 152H202L204 155H207V154H210V156L213 158V159H217V157L220 155V154H222V155H224L225 157H227V158H230L231 159V163L228 161V165H231V164H233L232 165V169H230V168H228L229 166H227V169H225L226 168V166H225V170H228V171H232L231 173H228V172H226L225 173V170L223 169V167L221 166V170L225 173V174H222L221 176H219L218 178H220V179H214L213 177L211 178V175L210 174H207V175H205L206 177H210V179H214L213 180V184H214V186H218V184H222L223 185V182L222 181H220L221 179H223V181H224V183L227 185V183L229 182V181H231L232 179L234 180H236L237 178H238V168H239V165H238V163L240 162H242L245 158H250V155H252L253 153L252 152H254L255 150H256V148H258L259 147V145H260V143H264L263 142V140H264V132L263 131H257V129L259 128H257V126H259V125H254V124H259V121H260V124L261 123H264V95H263V93H264V84L262 83V82H258V83H248L247 82V80H245L244 82H242L243 80L242 79H239L241 82L240 83H237L239 80H235V79H232V81L230 80V79H228L227 78V80H226V77H224L225 76V71L223 70V69H221L215 62H211V61H209V62H207L208 63V67H207V63H206V68L205 69H201V70H199V69H197L196 70V68H194V66H193V56H190L189 57ZM8 57V56H7ZM179 58V59H178ZM191 58H192V60H191ZM194 59H198V60H200V61H202L203 59H200L199 57H196V58H194ZM48 61L50 60L51 61V59L49 58V59H47ZM46 60V61H47ZM181 60H183V61H181ZM11 61V62H10ZM47 62V65L46 66H48V67H44L46 70H48L47 68H49V67H53L52 69L51 68H49V70H54V72H55V68H56V66L57 67H60V70H58V69H56V74L53 72V71H51V75H55V76H58V77H61V76H65V75H68V70H69V68L67 69V65L66 66H64L65 68H66V71L64 70L65 68L63 67H61L60 65H57V64H54L52 61V63L54 64H52L51 62ZM204 61H206V60H204ZM9 62V63H8ZM38 62H40V63H38ZM181 62V63H180ZM187 62L189 63V64H187ZM191 62H192V64H191ZM209 63H210V65H209ZM51 66H50V65ZM186 64V65H185ZM191 64V65H190ZM14 65V66H13ZM184 65H185V67H184ZM217 65V67L218 68H216L215 66ZM5 66V67H4ZM55 66V67H54ZM188 66V67H187ZM184 67V68H183ZM190 67V68H189ZM192 67V68H191ZM43 68V69H44ZM61 68H62V70H64V73L62 74V70H61ZM190 70H189V69ZM186 69V71H184ZM17 70V71H16ZM60 72H58V71ZM195 70H196V72H195ZM219 70V71H218ZM220 70H223V71H220ZM20 71V72H19ZM31 71H34V70H31ZM182 71H183V73H182ZM53 72V73H52ZM68 72V73H67ZM188 72V73H187ZM223 72V73H222ZM21 73V74H20ZM34 73V74H33ZM57 73H58V75H57ZM38 74V75H37ZM159 74V75H158ZM187 74V75H186ZM224 74V75H223ZM23 75V76H22ZM40 75V76H39ZM211 75V76H210ZM29 78H28V77ZM159 77V78H158ZM162 77V78H161ZM224 77V78H223ZM34 78V79H33ZM36 78V79H35ZM89 78V81L87 80ZM156 78V79H155ZM23 79V80H22ZM73 79V78H72ZM15 80H16V82H15ZM233 80H235V81H233ZM93 83H92V82ZM164 81V82H163ZM213 81V82H212ZM234 82H236V83H234ZM146 83V84H147ZM155 83H157L156 85H154ZM242 83V85H240ZM33 84V85H32ZM39 84V85H38ZM40 84H42V85H40ZM145 84V85H146ZM152 86H151V85ZM160 84V85H159ZM165 84V85H164ZM218 84V85H217ZM244 84V85H243ZM246 84V85H245ZM249 84V85H248ZM99 85H101V86H99ZM145 85L143 86L142 85V87L140 88V90L141 91H144V90H146V89H144L145 88ZM158 85V86H157ZM168 85V84H167ZM238 85V86H237ZM18 86V87H17ZM32 86V87H31ZM156 86V87H155ZM162 86V87H161ZM166 86V87H165ZM169 86V85H168ZM245 86V87H244ZM45 87V88H44ZM155 87V88H154ZM160 87V88H159ZM213 87V88H212ZM235 87H241L240 89L239 88H235ZM257 87V88H256ZM27 88V89H26ZM100 88H102V89H100ZM25 89V90H27L28 91V96H26V95H24V93H22V91ZM41 89V90H40ZM44 89V90H43ZM151 89V90H150ZM176 89V90H175ZM211 89V90H210ZM229 89V90H228ZM235 89H237V90H235ZM239 89V90H238ZM245 89V90H244ZM96 90V91H95ZM97 90L98 91H102V93L101 92H99V94L101 95V96H103V93H104V96L103 97H101L99 94H98V92H97ZM158 90H159V92H158ZM226 90H227V93H226ZM233 90H235V91H233ZM241 90H243V91H241ZM222 91H224V92H222ZM229 91V92H228ZM238 91V92H237ZM156 92V93H155ZM165 92H166V94H167V96H166V94H165ZM169 92V93H168ZM210 92V93H209ZM256 92V93H255ZM163 93V94H162ZM173 93V94H172ZM178 93V94H177ZM212 93V94H211ZM158 94V95H157ZM173 96H172V95ZM223 94H226L228 97H226V99H225V96L223 97L222 95ZM24 95V96H23ZM35 95V96H34ZM149 95V94H148ZM156 95V96H155ZM176 95V96H175ZM185 95V96H184ZM263 95V96H262ZM26 96V97H25ZM161 96H164V97H161ZM13 97H15V98H13ZM101 97V98H100ZM159 97V98H158ZM180 97H181V99H180ZM212 97V98H211ZM258 97V98H257ZM243 98V99H242ZM260 98V99H259ZM105 99H106V101H105ZM158 99H161L160 101H159V103H158V101L157 100ZM172 99H173V101H172ZM50 100V101H49ZM109 100V101H108ZM168 100V101H167ZM169 100H171V101H169ZM180 100V101H179ZM105 101V102H104ZM108 101V102H107ZM156 101H157V103H156ZM164 101V102H163ZM238 101V102H237ZM43 102V103H42ZM161 102H163V103H161ZM104 103V104H103ZM174 103H176V104H174ZM53 104V105H52ZM112 104H114L113 106H110V105H112ZM191 104V105H190ZM46 105V106H45ZM48 105V106H47ZM52 105V106H51ZM157 105V107H154V106H156ZM159 105V106H158ZM167 105V106H166ZM173 105H174V107H173ZM243 105V106H242ZM162 106V107H161ZM166 106V107H165ZM171 106V107H170ZM207 106V107H206ZM227 106V107H226ZM115 107V108H114ZM148 107H151V108H148ZM166 109H165V108ZM212 107V108H211ZM216 107V108H215ZM120 108H121V106H120ZM119 108V109H120ZM154 108H156V109H154ZM158 108V109H157ZM164 108V109H163ZM172 108V109H171ZM174 108V109H173ZM182 110H181V109ZM186 108V109H185ZM229 108V109H228ZM249 108V109H248ZM256 108V109H255ZM258 108V109H257ZM162 109H163V111H162ZM167 109H169V110H167ZM179 109V110H178ZM49 110V111H48ZM105 110V111H104ZM110 110V111H109ZM154 110V111H153ZM173 110V111H172ZM203 110H204V112H203ZM220 110V111H219ZM238 110H240V111H238ZM11 111V112H10ZM122 111V112H121ZM123 111H125V112H123ZM147 111V112H146ZM160 111V112H159ZM168 113H170L169 115L167 114V112ZM172 111V112H171ZM206 111V112H205ZM216 111V112H215ZM240 112V116H239V113L238 112ZM255 111V112H254ZM47 112V113H46ZM54 112V113H53ZM105 112V113H104ZM113 112V113H112ZM128 114H127V113ZM142 112H144V113H142ZM145 112L147 113V115H145ZM157 112H159V114L161 113V115H159ZM165 112H166V114H165ZM180 112V113H179ZM209 112V113H208ZM227 112V113H226ZM235 112V113H234ZM244 114H242V113ZM245 112V113H244ZM249 112V113H248ZM260 112V113H259ZM98 113V115H96ZM102 113V114H101ZM122 113H124V114H122ZM172 113V114H171ZM182 113H184V114H182ZM214 113L216 114L215 116H214ZM221 113V114H220ZM238 113V114H237ZM247 113V114H246ZM252 113V115H250ZM263 113V114H262ZM16 114H18V115H16ZM37 114V115H36ZM48 114V115H47ZM53 114H55V115H53ZM107 114V115H106ZM119 114H122L121 116L119 115ZM130 114V115H129ZM144 116H143V115ZM151 114H152V116H151ZM174 114V115H173ZM206 114V115H205ZM242 114V115H241ZM34 115H36V116H34ZM58 115V116H57ZM111 115V117H109ZM127 115H128V117H127ZM132 115V116H131ZM156 115V116H155ZM158 115V116H157ZM164 115V116H163ZM224 115V116H223ZM227 115V116H226ZM247 115V116H246ZM18 116V117H17ZM21 116V117H20ZM34 116V117H33ZM42 118H41V117ZM57 117V119H56V117ZM93 116H96L97 118H95V117H93ZM119 116H120V118H119ZM125 116V117H124ZM146 116V117H145ZM160 116H161V119H159L160 118ZM162 116H163V118H162ZM170 116V117H169ZM182 116H183V118H185V119H183L182 118ZM241 116H243V117H241ZM245 116V117H244ZM249 116L252 118V120H250L249 119ZM254 116V117H253ZM257 116V117H256ZM55 117V118H54ZM93 117V118H92ZM108 117H109V119H108ZM113 117V118H112ZM138 117V118H137ZM204 117V118H203ZM17 118V119H16ZM29 120H28V119ZM32 118V119H31ZM39 118H38V120H39ZM66 118V117H65ZM154 118V119H153ZM155 118H157L156 120H155ZM248 118V119H247ZM36 119H34L35 120V122H37L38 124L41 122V124L40 125H42V121L40 120V121H37ZM59 119V120H58ZM116 119V120H115ZM170 119V120H169ZM172 119V120H171ZM205 119H206V121H205ZM245 120L244 122H243V120ZM254 119V120H253ZM27 120V121H26ZM54 120V121H55ZM66 120V119H65ZM96 120V121H95ZM109 120V121H108ZM135 120V121H134ZM153 122H152V121ZM162 120L164 121V122H162ZM166 120V121H165ZM168 120V121H167ZM176 120V121H175ZM226 120V121H225ZM238 120V121H237ZM242 120V121H241ZM249 120H250V123H249ZM256 120V121H255ZM17 121H18V123H17ZM57 121H55L56 123H57ZM66 121H68L69 122V120H68V118H67V120ZM94 121V122H93ZM113 121V122H112ZM119 121V122H118ZM160 121V122H159ZM172 121V122H171ZM182 121V122H181ZM235 121H236V124H237V126L235 125ZM253 121V122H252ZM174 122V123H173ZM184 122H185V124H184ZM222 122V123H221ZM225 122V123H224ZM23 123V124H22ZM27 123V124H26ZM137 123H138V125H137ZM140 123V124H139ZM171 123V124H170ZM201 123H202V125H201ZM227 123V124H226ZM244 123H245V126H244ZM248 123H249V125H248ZM18 124V125H17ZM27 126H26V125ZM88 124V125H89ZM128 126H127V125ZM142 124V125H141ZM239 124H240V126H239ZM247 124V125H246ZM99 125V126H98ZM117 125V126H116ZM167 125V126H166ZM186 125V126H185ZM212 125V126H211ZM222 125V126H221ZM227 125H228V128H227ZM30 126V127H29ZM69 126H70V124H69ZM119 126V127H118ZM213 126H215V127H213ZM226 126V127H225ZM249 126L250 127H254V128H252V130L249 128ZM18 127V128H19ZM60 125L59 126H57V129H59L60 130V133L63 131V130H66V131H68V129L65 127H60ZM96 127V128H95ZM99 127V128H98ZM123 127V128H122ZM137 127V128H136ZM152 127H153V129H152ZM192 127H194V128H192ZM207 127V128H206ZM227 128V129H225V128ZM241 127V128H240ZM19 128V129H20ZM140 128V129H139ZM237 128H240V130L239 129H237ZM244 128V129H243ZM255 128H257L255 131H254V129ZM57 129H56V131H57ZM164 129V130H163ZM169 129V130H168ZM191 129V130H190ZM225 129V130H224ZM232 129H234V130H232ZM236 129V130H235ZM260 129V128H259ZM26 130V129H25ZM119 130V131H118ZM157 130V131H156ZM249 130V131H248ZM11 131V132H10ZM53 133H55L56 131H55V129L53 128V130H51ZM47 132V133H45L44 135H43V137H46L45 139H44V141L47 139V141L46 142H44L45 143V145H46V147H47V145L49 146V145H51V142L53 141V136H52V132ZM66 131H63L62 133L65 135V136H67L68 134H69V132H68V134L66 135L64 132H66ZM107 131V132H106ZM121 131V132H120ZM150 131V132H149ZM153 131V132H152ZM171 131H172V133H171ZM193 131H194V133H193ZM197 131V132H196ZM200 131V132H199ZM235 131V132H234ZM240 131V132H239ZM243 131V132H242ZM244 131H246V133L244 132ZM248 131V132H247ZM253 131H254V133H253ZM29 132H26L27 134L29 133ZM95 132H96V134L98 135H95ZM116 132V133H115ZM168 132V133H167ZM228 132V133H227ZM230 132V133H229ZM236 132H237V134H236ZM252 132V133H251ZM3 133V134H2ZM15 133V132H14ZM51 133V134H50ZM67 133V132H66ZM154 133V134H153ZM166 133V134H165ZM169 133L170 134H172L171 136H168L169 135ZM211 135H210V134ZM214 133V134H213ZM251 133V134H250ZM11 134H13V135H11ZM119 136H118V135ZM136 134V135H135ZM224 134H226V135H224ZM54 135V134H53ZM63 135V136H64ZM124 135V136H123ZM141 135V136H140ZM158 135H159V137H158ZM167 135V136H166ZM233 136V138H232V136ZM236 135V136H235ZM238 135V136H237ZM255 135H256V138H255ZM261 135V136H260ZM11 136H13V137H15L14 139H12V137ZM51 136H52V138H51ZM97 136V137H96ZM109 136V137H108ZM142 136H143V138L145 139V140H147L146 139V137H148V139H149V137H151L150 139H151V141L153 142V144L156 146V148L154 149V151H151L150 150V153H149V151H144L140 156H143L141 159V161H142V163H141V165L138 167V165H136V164H134L133 163V156H134V151H131L130 150V146H131V143H132V140L134 139V138H138V139H141L142 140V142L141 143H143V138H142ZM173 136V137H172ZM199 136V137H198ZM243 136V137H242ZM252 136V137H251ZM5 137H6V139L7 140H5ZM167 137V140L166 139H164V138H166ZM224 137V138H223ZM229 137V138H228ZM254 137V138H253ZM69 139L71 138V137H68ZM99 138V139H98ZM169 138H172L173 140H171V139H169ZM202 138V139H201ZM227 140H226V139ZM232 138V139H231ZM132 139V140H131ZM261 139V140H260ZM0 140V141H1ZM8 140H9V142H8ZM18 140V141H17ZM19 140H21V141H19ZM52 140V141H51ZM145 140H144V142H145ZM164 140V141H163ZM186 140H188V139H186ZM228 140H229V142H228ZM238 140V141H237ZM257 140V141H256ZM12 141V142H11ZM131 141V142H130ZM172 141V142H171ZM203 141V142H202ZM19 142V143H18ZM24 142V143H23ZM121 142H123V144L121 143ZM155 142V143H154ZM166 142H168V144L166 143ZM171 142V143H170ZM231 142L233 143L232 145L234 146H232L231 145ZM107 143V144H106ZM121 143V144H120ZM159 143V144H158ZM166 143V144H165ZM183 143V144H182ZM204 143V144H203ZM225 143V144H224ZM228 143H230V144H228ZM30 144V143H29ZM125 144V145H124ZM144 144V143H143ZM180 144V145H179ZM210 144V145H209ZM235 144V145H234ZM243 144V145H242ZM249 144V145H248ZM25 145V146H24ZM28 145V146H27ZM123 145V146H122ZM161 146V148H160V146ZM168 145H170L169 147H168V149H166L167 148V146ZM186 145V146H185ZM196 146V147H195ZM202 146H204V149H203V147ZM228 146H229V148H228ZM31 147V148H30ZM111 147V148H110ZM171 147V148H170ZM186 147V148H185ZM210 147V148H209ZM233 149H232V148ZM237 147V148H236ZM241 147V148H240ZM18 148V149H17ZM160 148V149H159ZM207 148H209V149H207ZM239 148V149H238ZM88 149V150H87ZM109 149H110V151H109ZM169 149H170V151H171V153L169 152ZM236 149V150H235ZM18 150H19V152H18ZM31 150V151H30ZM33 150V151H32ZM100 150V151H99ZM113 152H112V151ZM116 150V151H115ZM161 150H162V152H161ZM208 150V151H207ZM230 150V151H229ZM239 152H238V151ZM251 150V151H250ZM93 151V152H92ZM94 151H95V153H94ZM99 153H98V152ZM159 151V152H158ZM184 151V152H183ZM207 151V152H206ZM229 151V152H228ZM242 151V152H241ZM31 152V153H30ZM34 152V153H33ZM115 152V153H114ZM152 152H155V153H152ZM160 152H161V154H160ZM210 152V153H209ZM218 152H219V155H218ZM230 152H232V153H230ZM9 153V154H8ZM94 155H93V154ZM179 153V154H178ZM183 153H184V155H183ZM206 153V154H205ZM228 153V154H227ZM236 153H238V154H236ZM245 153H246V155H245ZM16 156H15V155ZM24 154V155H23ZM95 154H97V156H95ZM104 154H105V156H104ZM110 154V155H109ZM244 154V155H243ZM248 154H249V156H248ZM7 155H9L10 156V158H9V156L7 157ZM101 155V156H100ZM173 155H174V157H173ZM236 157H235V156ZM14 156V157H13ZM38 158V160H37V158ZM78 158H77V157ZM92 156H93V158H92ZM128 156V157H127ZM131 156H132V158H131ZM148 156V157H147ZM167 156V157H166ZM179 158H178V157ZM184 156V157H183ZM232 156V157H231ZM234 156V157H233ZM240 156H241V158H240ZM244 156H246V157H244ZM101 157V160L99 159ZM103 157V158H102ZM106 157V158H105ZM130 157V158H129ZM152 157V158H151ZM183 157V158H182ZM187 158L189 157L188 155L186 156ZM24 158H26V159H24ZM34 158V159H33ZM110 160H109V159ZM240 159V160H237V159ZM244 158V159H243ZM91 159H93V160H91ZM106 160V161H104V160ZM145 159V160H144ZM149 159V160H148ZM151 159V160H150ZM89 160H90V162H89ZM116 160V161H115ZM167 160H170L171 161V164H172V167H173V170L175 169V168H179V165H181L180 164V162L182 163V161H183V163H182V166H180V169H178V171H177V169H175V171H173V173H172V175H175L174 173H176L177 172V176L179 177H174L173 178V176L171 175V179H169L168 177H165L166 179L168 178L169 180L167 181L166 179H164V177H162L161 175H163V174H160L161 172L160 171H162L163 169H165V170H167V166H166V161ZM178 160V161H177ZM117 163H115V162ZM125 162L126 163V166L128 167V178L127 179H122V173L120 172V171H123L122 169V166L123 165H121L122 164V162ZM154 161V162H153ZM238 163H237V162ZM13 162H14V164H13ZM41 162V163H40ZM105 162H107V164L105 163ZM153 162V163H152ZM233 162V163H232ZM23 163V164H22ZM26 163V164H25ZM105 163V164H104ZM108 163H109V165H108ZM111 163V164H110ZM115 163V164H114ZM121 163V164H120ZM143 163H144V165H143ZM147 163V164H146ZM149 163H150V166H149ZM178 163H179V165H178ZM186 163V165H184V168H185V170H183V169H181L182 167H183V164H185ZM230 163V164H229ZM12 164V165H11ZM42 164V165H41ZM127 164H129V165H127ZM159 164V165H158ZM175 164V165H174ZM248 164H250V161L248 162ZM112 165H113V167H112ZM118 165V166H117ZM120 165H121V167H120ZM136 165V166H135ZM178 165V166H177ZM190 165V166H189ZM8 166V167H7ZM20 166V167H19ZM110 166V167H109ZM175 166V167H174ZM238 166V167H237ZM249 166V165H248ZM96 167V166H95ZM97 167H98V163H97ZM109 167V168H108ZM130 167V168H129ZM144 167V168H143ZM187 167V168H186ZM189 167H191V168H189ZM231 167V166H230ZM12 168H13V170H12ZM114 168V169H113ZM122 168V169H121ZM153 168H154V170H153ZM233 168H234V170H236V171H233ZM44 169V170H43ZM95 169V168H94ZM98 169V168H97ZM119 169V170H118ZM145 169V170H144ZM149 169V170H148ZM162 169V170H161ZM230 169V170H229ZM8 170H9V173H8ZM96 170V169H95ZM95 170H94V173H95V175L97 176V172H95ZM107 170V171H106ZM149 172H148V171ZM151 170V171H150ZM184 172H183V171ZM187 170V171H186ZM4 171V172H5ZM39 171V172H38ZM41 171V172H40ZM43 171V172H42ZM98 171V170H97ZM169 171V169L167 170V172ZM13 172V173H12ZM105 172H107V173H105ZM117 172V173H116ZM121 174H120V173ZM158 172H160V173H158ZM181 172H182V174H181ZM190 172V173H189ZM234 172V173H233ZM39 173H40V175H39ZM43 173V174H42ZM136 173H139V176H137V174ZM145 173H147V174H145ZM149 173V174H148ZM162 173H166V171H164V172H162ZM179 173V174H178ZM184 173V174H183ZM236 173V174H235ZM250 173V172H249ZM249 173H248V178H247V180H250L252 177H251V175H249ZM9 174V175H8ZM11 174V175H10ZM33 174V175H32ZM160 174V178L158 179V175ZM181 174V175H180ZM5 175V174H4ZM19 175V176H18ZM42 175V176H41ZM108 175H110L111 177H109ZM121 175V176H120ZM144 175V176H143ZM150 178H153V179H147L146 177L147 176ZM149 175H153V176H149ZM180 175V176H179ZM182 175H185V176H183L182 177ZM202 175V174H201ZM233 175V176H232ZM24 176H27V177H24ZM38 176V177H37ZM41 176V177H40ZM164 176V175H163ZM192 176V177H191ZM194 176H195V174H194ZM231 177L230 179L229 178H227V177ZM249 176L251 177V178H249ZM5 177V178H6ZM110 178V180H109V178ZM130 177V178H129ZM138 177H143L142 179L141 178H138ZM145 177V178H144ZM161 177H162V179H161ZM202 177V181H204L203 179V177L204 176H201ZM226 177V178H225ZM41 178V179H40ZM108 178V179H107ZM112 178V179H111ZM134 178V179H133ZM136 178V179H135ZM173 178V179H172ZM175 178H176V181L178 182H176V181H173V180H175ZM191 178H193L192 180H191ZM225 178V179H224ZM7 179V178H6ZM24 179H25V182H24ZM137 179H139L138 181H137ZM164 179V180H163ZM179 179V180H178ZM228 179H229V181H228ZM5 180V179H4ZM41 180V181H40ZM43 180L44 181H46V182H43ZM127 180V181H126ZM155 180H157V181H155ZM166 180V181H165ZM186 180V181H185ZM189 180H191V181H189ZM207 180V179H206ZM209 180V179H208ZM207 180V181H208ZM215 180H219V181H216V182H214ZM226 180L228 181V182H226ZM232 180V181H233ZM238 180V179H237ZM9 181H10V183H11V185L9 184ZM136 181H137V183H136ZM142 181H143V183L144 182H146L145 183V187H146V184H148L149 186H150V188H149V186L147 185V187L150 189V193H149V190H147L146 189V191L145 192H147L148 191V193H146V194H148V197L150 198L151 197V195L153 196V197H155V196H157L158 197V199H157V197L156 198H154V199H152V198H150V200H149V202L150 203H148V204H146V206H148L147 208L145 207V210L147 209V210H150V212H151V214L149 215V213L147 212V211H145L144 210V212H143V208L142 207H144L145 206V203H147V202H144V201H147L149 198L148 197H146V199L147 200H144L145 199V196L144 195H146V194H143L142 192V195H143V197H144V199L143 200H139L138 201V199L140 198V199H142V196H141V193H139V191H142L143 190V188H144V184L142 185ZM210 181H212V180H210ZM41 182H43V184H45L44 186H43V184H41ZM93 182H95V184L93 183ZM107 182V183H106ZM109 182H111V183H109ZM157 182H160V185H161V183H162V185L161 186H163L162 187V190H163V192H162V190H161V186H160V190L158 191L157 190V188L158 187H156L155 185L157 184H159V183H157ZM170 182V183H169ZM195 182V183H194ZM16 185H15V184ZM29 183V184H28ZM38 183V184H37ZM49 184L48 186H46L47 184ZM150 183L152 184V185H154L153 187H156V189H154V188H152L151 189V185H150ZM155 183V184H154ZM172 183V185H169V184H171ZM192 183V184H191ZM208 183H211V182H208ZM14 184V185H13ZM110 184V185H109ZM168 184V185H167ZM195 186H194V185ZM216 184V185H215ZM224 184V187H226L227 189H228V187L226 186ZM12 185H13V187H12ZM36 185H38V186H36ZM39 185H42L43 186V188L44 187H48L47 188V190L44 188V191H43V193H41L42 191H41V189H43V188H41ZM94 185V186H93ZM184 185V184H183ZM211 184H209V186H210ZM221 185V186H222ZM19 186V187H18ZM33 186V187H32ZM36 186V187H35ZM113 188H112V187ZM142 188H141V187ZM168 187V189H167V187ZM171 186H172V188H173V190L172 189H170L171 188ZM185 186V185H184ZM213 185L211 186V187H213V188H211V190L213 189V191H216V192H218L219 190V188H220V186H218L217 188H215ZM15 187V188H14ZM115 187H118L117 189L115 188ZM140 187V188H139ZM165 187V188H164ZM170 187V188H169ZM28 188V189H27ZM35 188V189H34ZM36 188L38 189V190H36ZM39 188H40V190H39ZM49 188H50V191H51V195H52V197H51V199H52V201H51V199H50V201H49V203L51 204L52 202H54V201H56V202H58V204L61 206V205H64V201H67L68 200V204H65L64 206H59V208L57 209V212H59V209L62 211H60V214H62V216H63V220L61 221L62 222V226H60L59 227V223H58V220H61L62 218H61V215H60V218L61 219H58V213H55V212H53V211H56V207L54 208L53 206H55L57 203H55V205H53V203L51 204V205H53L52 207H53V209H55V210H51V208H50V210L53 212H50V210L48 211V209H47V206L48 207H50L51 205L48 203V202H46L47 200H45V198H46V196L48 195V193L50 194V191H49ZM94 188L92 189L93 191H95L96 192V188H95V190H94ZM226 188H223L222 187V189H220V191H222L223 193L221 194V193H219V194H221V196H227V195H224L225 194V192L223 191L224 189H226ZM21 189H23V191L21 190ZM110 189L112 190V191H110ZM168 191H170L171 190V194H168V193H170V192H168ZM28 192H27V191ZM45 190H46V192H45ZM56 190V191H55ZM118 191V193H119V191H121L119 194L117 193L116 194V192ZM152 190V191H151ZM155 190H157V192H159V193H157ZM164 190H166L167 192H164ZM29 191H31V195H29L30 194V192ZM47 191H49L48 193H47ZM54 191L55 192H57V194L56 193H54ZM219 191V192H220ZM228 191V190H227ZM34 192V193H33ZM37 192V193H36ZM41 193V196L39 195V193ZM53 192V193H52ZM114 192V193H113ZM160 192H162L163 193V195H162V193H160ZM22 193L23 194H26L25 196L23 195L22 196ZM27 193H29L28 195H27ZM45 193H47V195L45 194ZM152 193V194H151ZM157 193V194H156ZM166 193H167V195H170V203L168 202L169 201V198H167L166 196ZM227 193V192H226ZM13 194H14V192H13ZM36 194H38L37 196H36ZM54 194H56V195H54ZM113 194H115V195H113ZM133 194V195H132ZM150 194V195H149ZM158 194H159V196H158ZM160 194L162 195V196H160ZM42 195H43V197H42ZM46 195V196H45ZM54 195V196H53ZM65 195H67L69 198H65V197H67V196H65ZM120 195V196H119ZM164 195H165V198H167V199H165L164 198ZM199 195V194H198ZM39 196V203H40V199H43L44 201H42L41 203H40V207L38 206V205H36L38 202H37V197ZM118 196V197H117ZM121 196H123V197H121ZM147 196V195H146ZM25 197V198H24ZM27 197V198H26ZM31 197H32V199H31ZM33 197H35V199L33 200ZM50 197V196H49ZM132 199H131V198ZM139 197V198H138ZM126 198H128V201H127V199ZM161 198V199H160ZM163 198H164V200H166L165 202H164V207L163 208H165V207H168L170 204H171V208H173V206H174V204H175V207H177L176 209H175V213L174 212H171V210L170 209H166L167 210V212H168V210L170 211L169 213H167V214H164V215H167V216H164V215H159V211H161V209H162V203H163ZM25 199V200H24ZM46 199H49L48 197L46 198ZM61 199L63 200L64 199V201L62 202L61 201ZM113 199V200H112ZM124 201H123V200ZM129 199H130V201L131 202H129ZM135 199V200H134ZM152 199V200H151ZM155 199H157V200H155ZM21 200V201H20ZM24 200V201H23ZM27 200V201H26ZM29 200L31 201V200H33V201H31V204H30V202H29ZM54 200V201H53ZM59 200L61 201V202H59ZM116 200H119V201H116ZM153 200H155V201H157V202H159V204L158 203H156L155 204V201L153 202V204H154V208H153V206H152V208L150 209L149 208V206H151V201H153ZM158 200H160V201H158ZM200 200H203L202 199V196H198V201H199V203H200ZM27 202V204H26V202ZM37 203H36V202ZM122 201V202H121ZM135 201V202H134ZM141 201H142V203H143V205L144 206H141L142 205V203H141ZM162 201V203H160ZM175 201V200H174ZM16 202V203H15ZM21 202H23L24 204H26L27 205V207L25 206V205H23V203L21 204ZM29 202V203H28ZM108 202V203H109ZM137 202H140L139 203V205H138V209H137V207L136 208H134L135 206H137ZM166 202H168L169 204H165ZM173 202V203H172ZM181 202V201H180ZM179 202V203H180ZM35 205H34V204ZM38 203V204H39ZM46 203V204H45ZM67 203V202H66ZM131 203H136L135 205H133V204H131ZM201 203H203V201H201ZM200 203V204H201ZM13 204V205H14ZM30 204V205H29ZM43 204V205H42ZM58 204L56 205V206H58ZM121 204V205H120ZM150 204V205H149ZM152 204V205H153ZM157 204H158V206L160 207V209H159V207H157L159 210H156L157 208H156V206H157ZM29 205V206H28ZM34 205V206H33ZM46 205V206H45ZM50 205V206H49ZM75 205V204H74ZM116 205V206H115ZM118 205V206H117ZM166 205V206H165ZM180 205H182V204H180ZM179 205V206H180ZM33 208H32V207ZM42 206H43V208H42ZM75 206H77V205H75ZM140 206V207H139ZM20 207L22 208V210L20 209ZM35 207H37L35 210L36 211H34V210H32V209H34ZM62 207H64V208H62ZM112 207V208H111ZM123 207V208H122ZM125 207V208H124ZM174 207V208H175ZM17 208H19V210L17 209ZM23 208H26V210H23ZM27 208H31V209H27ZM79 209V211L80 212H82V215H81V213L80 212H78V213H80V214H78V213H76L77 211V209ZM106 210H109L110 208H111V210H112V212H109V211H111V210H109L108 212H106L105 211V209ZM149 208V209H148ZM170 208V207H169ZM40 209V210H39ZM42 209H43V211H42ZM44 209H47V212H45V210ZM115 209H116V211H115ZM131 209V210H130ZM152 209H154V210H152ZM164 209V210H165ZM1 211V213L3 214L2 216V218H4V216H5V214L4 213H7L6 211H2V209H0ZM13 210H14V208H13ZM31 210V211H30ZM114 210V211H113ZM118 210V211H117ZM120 210V211H119ZM122 210V211H121ZM130 210V211H129ZM135 210H137V211H139V213L141 214H139L137 211L135 212ZM154 212L155 210V212L154 213H156L157 211H158V215H159V217H158V219L156 220V218H152L151 217V215L152 216H154V217H156L155 215L157 214H152V211ZM166 210L164 211V213L166 212ZM19 211V212H18ZM39 211V213L40 214H38V216H39V219L41 220V221H44L43 223L41 222V221H39V219H38V216H37V214H34V212L35 213H37ZM64 211V212H63ZM76 211V212H75ZM99 211V212H100ZM141 211V212H140ZM172 211H174V209L172 210ZM202 211H203V208H202ZM206 211V209L204 210V212H202V214L201 215H203L204 213H206L205 212ZM43 212H45V214L43 215ZM100 212V213H101ZM133 214H132V213ZM142 212H143V215H142ZM147 212V213H146ZM162 212H163V210H162ZM161 212V214H163ZM211 212V211H210ZM18 213V214H17ZM46 213H47V215L49 216V217H51V218H49V220L47 219L48 218V216L46 215ZM54 213H55V215L56 216H54ZM70 213V214H69ZM74 213H76V214H78V215H76L75 216V214ZM101 213V214H102ZM116 213V214H115ZM127 213V214H126ZM16 214V215H15ZM27 214H29V216H27ZM32 214V215H31ZM49 214H52V215H49ZM74 214V215H73ZM125 214V215H124ZM135 214V215H134ZM147 214V215H146ZM210 213L208 212V210H207V213L206 214H204V216H206V217H202L200 220H202L203 219V221H205V219L208 221V227H210V229L211 230H209V229H207L206 228V230L209 232H216V231H218L219 230V228H217L218 226L220 227L221 225H220V223L219 224H217L216 222H215V220H218L219 219V217H218V214H213V213H211L213 216L215 215V217H218V219L217 218H214L213 219V222H212V219L210 218V217H212L211 215H209ZM1 215V214H0ZM7 215V217L5 216V218L4 219H6L7 218V220H9V221H11L12 223H14L15 222V220H16V217H15V219L14 220H11L12 219V216L10 215V214H6ZM31 215V216H30ZM40 215H41V217H40ZM46 215V217H44ZM70 215H72V216H70ZM81 215V216H80ZM127 215V216H126ZM137 215V216H136ZM145 215H146V217L149 219V217H151L150 219H152V222L153 221H155L154 222V224L156 223V221H157V224L160 226V224H161V229L160 228H158V229H160L161 230V233L158 235V231L160 232V230H158V229H154V231H155V233L157 232V238L155 237V241H153L152 239H153V237L152 236H154L153 234L151 235V232L153 231V228H151L153 225H151V229H152V231L150 232L149 231V228H148V226L146 227V228H144V226H145V224H142L143 222L144 223H146V221H148L147 220V218H146V221H143L142 222V220H145ZM157 215V216H158ZM168 215H169V217H168ZM8 216H9V218H8ZM10 216H11V218H10ZM33 216H34V218H33ZM69 216V217H68ZM75 216V217H74ZM77 216H80V218L78 217V219H77ZM119 216V217H118ZM124 216V217H123ZM132 216V217H131ZM144 217L143 219H142V217ZM163 216V217H162ZM207 216H208V218H207ZM31 217H32V220H30L31 219ZM36 217H37V219H36ZM43 217H44V219H43ZM55 217H57V218H55ZM75 218V221H74V218ZM109 218V219H107V220H109L107 223H105V220H106V218ZM131 217V218H130ZM137 219V218H140V220L138 219V220H136L135 218ZM1 218V217H0ZM123 218V219H122ZM127 218V219H126ZM161 218H163L162 219V221H161V223H160V221L159 220H161ZM196 218V217H195ZM210 218V219H209ZM213 218V217H212ZM36 219V221H34V222H32L33 220H35ZM47 219V220H46ZM65 219V220H64ZM77 219V220H76ZM82 219V220H81ZM102 219V220H101ZM104 219V220H103ZM118 219V220H117ZM119 219H120V221H119ZM125 219H126V221H125ZM133 219H134V221H133ZM153 219H155V220H153ZM175 219V218H174ZM18 220V219H17ZM18 220V221H19ZM54 221V222H51V221ZM67 220V221H66ZM81 220V221H80ZM106 220V221H107ZM136 220V221H135ZM165 220H164V222L163 223H166L165 222ZM172 219L170 218V221H171ZM14 221V222H13ZM37 221H39V222H41V224H40V226L39 225H37V226H35L33 223H38ZM47 221V222H46ZM49 221V222H48ZM63 221H66L65 222V224L63 223ZM85 222L84 224V227L86 226L90 231L88 232V229L87 228H84L81 224V222ZM102 221V222H101ZM129 221V222H128ZM138 221V222H137ZM150 222H151V220H149ZM147 222V224L149 223V225H150V222ZM158 221H159V223H158ZM166 221H169V220H166ZM202 221V222H203ZM207 221H205V225H206V222ZM20 223V222H18L20 225L21 224H23V223ZM53 224V225H56V226H54L53 228L56 230H53V228H51L52 226H50L51 225V223ZM67 222H68V224H67ZM78 222V223H77ZM113 222V223H112ZM115 222V223H114ZM119 222V223H118ZM131 222V223H130ZM134 222H135V224L136 225H134ZM137 222V223H136ZM141 224H140V223ZM182 221H180V223H181ZM215 222V223H214ZM219 222V221H218ZM46 223H48V224H46ZM104 223V224H103ZM120 223H122L121 225H120ZM124 223V224H123ZM129 223V224H128ZM39 224V223H38ZM43 224V225H42ZM71 224V225H70ZM90 224V225H89ZM153 224V223H152ZM157 224H155L154 226H156V228H157ZM215 226H217V227H213L214 225ZM12 225V224H11ZM13 225H15V224H13ZM13 225L11 226V227H13ZM25 224H23V226H24ZM43 227H42V226ZM65 225V227L67 226V228L69 229V227L68 226H71L72 227V229H71V227H70V229L71 230H73L74 231V229H75V231L76 230H78V231H76V232H79V233H81V230L79 231V229H80V227L82 226L83 228H84V230H85V232H82V233H86L85 235L86 236H88L87 235V232H88V234L91 236V238H90V236H89V238L88 237H86L88 240H90V242L88 243L87 242V239L85 240L84 239V237H83V239H80V238H82V233H81V235L82 236H80V238H79V233H77L76 235L77 236H75L74 235V233L73 232H71L70 230H69V232H71V234L73 233V235L75 236V238H76V240H75V238L73 237L72 238V236L73 235H71L70 234V236L68 235V229L66 230H64L65 231V233L62 231L63 229H64V226ZM125 225V226H124ZM131 225H133V226H131ZM140 225H142L143 226V228H142V226H140ZM17 226L18 225H15V228H2L1 226H0V250L1 249H3L4 250V248H6L4 251L7 253V252H9V250L8 249H11V246H13V244L14 245H19V244H22V242L23 243H25L26 242V244H28V241H30L31 242V240L32 239H30L29 237H32V236H29V234H27L26 232H24L23 230L20 232V228H19V230H18V228H17ZM23 226H22V228H23ZM39 226V227H38ZM112 226V227H111ZM115 226V227H114ZM119 227V229H118V227ZM122 226V227H121ZM127 226V227H126ZM134 226H136V227H134ZM153 226V227H154ZM43 228V229H40V228ZM44 227L45 228H47V229H44ZM59 227V228H58ZM81 227V228H82ZM126 227V228H125ZM132 227V228H131ZM134 227V228H133ZM163 227V228H162ZM223 227V226H222ZM17 228V229H16ZM24 228H27V229H29L28 227H27V225H25V227ZM23 228V229H24ZM49 228L52 230H50L49 231ZM74 228V229H73ZM77 228V229H76ZM118 230H117V229ZM120 228H121V230H120ZM138 228V229H137ZM139 228L141 229H146L147 230V233L146 234H148V232H150L149 234L151 235H148V238L149 237H151L152 239V241L150 240V238L148 239H146L148 242H147V244L145 243V237H146V234H144L146 231H143V230H141V231H143L144 233H143V237H142V235H141V239H140V241H143L144 243H142L141 242V245H140V241H139V239L137 238V237H140V236H138V235H140V234H137V231L139 230ZM155 228V227H154ZM212 228H214L213 230H212ZM217 228V229H216ZM1 229H3V231L1 230ZM10 229V230H9ZM15 229H16V232H15ZM29 229V230H30ZM150 229V230H151ZM163 229L165 230V231H163ZM7 230V231H6ZM18 230V231H17ZM25 230V229H24ZM30 230V231H31ZM117 230V232H115ZM156 230H158V231H156ZM172 230V229H171ZM222 230H224V228H222ZM9 231V232H8ZM47 231V232H46ZM68 233H67V232ZM126 231V232H125ZM141 231H139V232H141ZM181 231V230H180ZM19 232V233H18ZM34 232V233H33ZM61 232V233H60ZM75 232V233H76ZM125 232V233H124ZM130 232V233H129ZM136 232V233H135ZM174 233V236H173V234L172 233ZM214 232V233H215ZM21 233H24V234H21ZM62 233H64V234H62ZM121 233V234H120ZM154 233V232H153ZM154 233V234H155ZM217 233H219V231L217 232ZM224 234H225V232H223ZM14 234H15V236H14ZM25 234H27L29 237H27L28 239H25L24 238V235ZM41 234H43V235H41ZM41 234H39V232H38V235H37V233H36V235L37 236H33V237H36V238H34L35 239V241H37L36 239H37V237H42L43 236V238L45 239L46 238V236H44L45 234L44 233H41ZM50 234V236H52ZM131 234V235H130ZM172 234V235H171ZM183 234V233H182ZM208 234V233H207ZM12 235V237H10ZM40 235V236H39ZM48 236H47V238L46 239H48L49 240V234H47ZM61 235H60V239H61ZM65 235V236H64ZM127 235V236H126ZM129 235V236H128ZM134 235H135V237H134ZM137 235V236H136ZM205 235H206V232L204 233V238H205ZM212 235V234H211ZM9 236V237H8ZM20 236V237H19ZM23 236V238H21ZM53 236L51 237V239L53 238ZM208 236V235H207ZM207 236H206V238H207ZM4 237V238H3ZM25 237H26V235H25ZM32 237V238H33ZM112 237V238H111ZM180 237V238H179ZM7 238V239H6ZM10 238V239H9ZM11 238H14V239H11ZM59 238H57V239H59ZM78 238L80 239V240H78ZM145 240H143V239ZM163 238H165V240H163ZM166 238L170 241V238H173L175 241H178V243H179V247L180 248H178L179 250H173L171 253H170V257H171V255H172V253H174L173 255L174 256H172L171 258H169L168 257V255H166L165 256V259H164V257L162 258V260H161V254H163L165 251H163L164 250V247H166L167 248V246H166V244H164L165 242L168 244V240H166ZM203 238V239H204ZM205 238V239H206ZM209 238V237H208ZM20 239V240H19ZM23 239H25V240H23ZM33 239V240H34ZM42 239V238H41ZM41 239H38V241L39 240H41ZM50 239V241H52V242H50V244H49V246L50 245H52L51 243H56L57 245H59V243H57V241H55V242H53L54 240L52 239L51 240ZM61 239V240H62ZM70 239H71V241H70ZM73 239L75 240V241H73ZM114 239V240H113ZM123 239H126V240H123ZM136 239H138V240H136ZM156 239H162V241H163V243H159L158 244V246H152V247H150V246H148V248L150 249V250H148V248H146L145 246L146 245H148V243H149V240L152 242V244H155V243H153V242H156ZM201 239L200 241H203V244L205 245V244H209V246L211 245V242L209 241H207V243L205 242L206 240H208V239ZM220 239V238H219ZM18 240V241H17ZM32 240V242H35V241H33ZM84 241L85 240V242L84 243H80V241ZM92 240V241H91ZM160 240L158 241V242H160ZM6 241V242H5ZM10 241V242H9ZM43 241V240H42ZM47 241V240H46ZM46 241H43V243L44 242H46ZM64 242V241H62V243L60 242V241H58V242H60L61 244V246H69L68 244H67V242ZM81 241V242H82ZM139 241V242H138ZM161 241V242H162ZM165 241V242H164ZM8 242V243H7ZM12 242V243H11ZM29 242V244H32V243H30ZM47 242H49V241H47ZM46 242V244H48ZM64 242V243H63ZM123 242H124V244H123ZM137 242H138V244H137ZM151 242L149 243V244H151ZM205 242V243H204ZM41 243V242H40ZM65 243H66V245H65ZM92 243H94V242H92ZM114 243H115V245H114ZM117 243H119V244H117ZM132 243V244H131ZM181 243V244H180ZM37 244V243H36ZM38 244H39V242H38ZM56 244H53L54 246H52V247H54V251H53V253H54V255H55V252L56 251H60L61 252V250L59 249L60 247V245L59 246H56V247H59L58 249H56L55 250V245ZM64 244V245H63ZM88 244H90V245H88ZM122 246H121V245ZM164 244V246H162ZM200 244V243H199ZM199 244H198V246H199ZM32 245H34V243L32 244ZM40 245V244H39ZM41 245H44V244H41ZM70 245V248L72 247ZM88 245V246H87ZM118 245V246H117ZM126 245V246H125ZM140 245V246H139ZM143 245H145V246H143ZM156 245H157V243H156ZM4 248H3V247ZM6 246H8V247H6ZM90 246V247H89ZM117 246V247H116ZM124 246H125V248H124ZM136 246H138V248H136ZM161 248H160V247ZM200 246H201V248H198L197 249V252H198V254H197V257L198 256H201V258L200 259H202L203 257L202 256H204L202 253H203V250H204V254H205V251L208 249L207 248V246H203L202 244H200ZM10 247V248H9ZM65 248L64 247V249H69V248ZM72 247V248H73ZM87 247V249H85ZM110 247V246H109ZM123 247V248H122ZM142 247V250H143V252H144V254L143 255H148L147 253H149V251H151L152 249L151 248H153L154 247V250L156 251V250H158L159 252H157L156 251V253H157V255L156 256H154L155 255V251L153 252V255L151 254V253H149V255L150 256H152L154 259H152V257H150V259L149 260H146V262H140V263H138V261H141V260H143V259H141L142 257L141 256H143L142 255V250L140 249ZM143 247H145L147 250V253L144 251V249L145 248H143ZM155 247H156V249H155ZM159 247V248H158ZM8 248V249H7ZM72 248H71V250H72ZM79 248H77V251L79 252V253H76V254H78L77 256H79V255H83L82 257H84V258H82L81 256H79V257H81V260H77L76 259V261H79L80 263H84V264H87V261H88V264H89V260H88V258H90V262L92 263V261H93V263L92 264H95L96 262H97V264H99L98 262H100V261H96V259L97 258H94L95 257V255L93 256V255H90V257H89V253L91 252H89V251H87V253H88V255L85 253V255L87 256H85L84 255V253H81V251H80V249ZM135 248V249H134ZM165 248V249H166ZM50 249L51 248H49V251H50ZM79 249V250H78ZM99 249V250H98ZM120 249V250H119ZM133 252H130V250ZM133 249V250H132ZM140 249V250H139ZM163 249V250H162ZM206 249V250H205ZM7 250V251H6ZM51 250H53V248L51 249ZM71 250H70V252L68 253V252H66V250H63V251H65L66 253H68V255L67 256H69V254L71 253ZM73 250H76V249H74L73 248ZM97 250V251H96ZM125 250V251H124ZM196 250V249H195ZM201 250V251H200ZM49 251H47V252H49ZM111 251H112V253H111ZM113 251H115V252H113ZM135 251H138V252H135ZM153 251V250H152ZM151 251V252H152ZM163 251V252H162ZM65 252H63L64 253V255L63 256H59V253L57 254L59 257L58 258H60V257H64L65 256ZM135 252V253H134ZM175 252H179L178 254L179 255H177V254H175ZM182 252V253H181ZM185 252V253H184ZM207 252V251H206ZM50 253V252H49ZM48 253V254H49ZM53 253H50V254H52L53 255ZM73 253V252H72ZM81 253V254H80ZM128 253V256H126V254ZM133 255H135V256H133ZM60 254H62V252L60 253ZM107 254H109V250H108V253ZM116 254V255H115ZM130 254V255H129ZM140 254V255H139ZM182 254V255H181ZM57 255H55L56 257H57ZM71 255V254H70ZM74 255V256H73ZM149 255H148V257H149ZM160 255V256H159ZM165 254H163V256H164ZM176 255V256H175ZM67 256H65L68 260H71L72 261V259L73 258H75V251H74V254H72V256H69V258L67 257ZM126 256V257H125ZM181 256H182V258H181ZM65 257H64V260H66L65 259ZM71 257H73L72 259H71ZM79 257H77V258H79ZM86 257V258H85ZM138 257V258H137ZM145 257H147V256H143V258H145ZM157 257V258H156ZM160 257V258H159ZM169 259H168V258ZM173 257L174 258H176V259H178V261L176 260V259H173ZM205 257V256H204ZM94 258V259H93ZM112 258V259H111ZM116 258V259H115ZM130 258V259H129ZM179 258H181V261H182V263H181V261H179L180 259ZM199 258V257H198ZM99 259H97V260H99ZM119 259V260H118ZM121 259V260H120ZM136 259V260H135ZM169 261H168V260ZM170 259H173L174 261H175V263H174V261L172 260V261H170ZM86 260V261H85ZM92 260V261H91ZM101 260V261H102ZM107 260V261H106ZM111 260V261H110ZM131 260V261H130ZM203 260V259H202ZM202 260H198L197 259V261H196V263L198 264H200L201 262H202ZM75 261V262H76ZM86 263H85V262ZM118 261V262H117ZM148 262V264L150 263L151 264V262ZM161 261V262H160ZM193 261L194 260H190V262L188 261L186 264H193ZM75 262H73V263H75ZM153 262H152V264H153ZM159 262V263H158ZM168 262V263H167ZM78 263V262H77ZM104 263H102L101 262V264H104ZM177 263V264H178ZM195 262H194V264H196ZM147 264V263H146Z\"/></svg>",
  "mask_w": 264,
  "mask_h": 264
}]
</instances>
